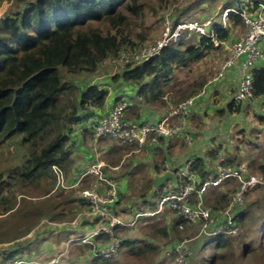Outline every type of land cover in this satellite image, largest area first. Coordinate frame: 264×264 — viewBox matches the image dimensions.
<instances>
[{"label":"trees","instance_id":"16d2710c","mask_svg":"<svg viewBox=\"0 0 264 264\" xmlns=\"http://www.w3.org/2000/svg\"><path fill=\"white\" fill-rule=\"evenodd\" d=\"M219 1L185 0L182 7L177 8L181 2L170 0H12L11 7L0 16V149L10 145L13 138L19 137L29 155L24 162L0 168V215L12 211L18 197L24 206L29 203L25 197L32 195L42 184L52 186L56 181L53 167L68 174L73 164L69 143L74 126L87 122V129L84 130L90 133L91 139L94 138L88 119L94 116L91 115L93 110L104 109L109 92L98 87L97 83L81 86V78L91 80L104 65H115L120 70L110 77L113 86L130 85L136 89V97L141 98L139 105L162 106L166 111L197 94L207 82V77L200 75L184 84L179 74L192 69L209 52L229 41L232 29L244 27L237 14L228 15L225 29L215 28L217 45L210 38L194 37L186 41L183 38L179 43L164 46L157 56L138 64L121 63L120 53L125 51L131 54L153 43L150 35L155 24L152 27L146 24L149 12L157 15L162 9L171 7L165 9L166 13L161 17L158 15V18L163 23V17L168 15L171 28H174L178 22L187 20V14L193 8L211 12V8L216 7ZM154 2L158 4L157 7ZM241 2L239 0L235 4L234 1L224 0L222 9L240 10ZM174 3L178 4L175 6ZM258 4H264V0H256L255 5ZM243 29L245 31V27ZM251 73L254 82L248 102L264 97V65H256ZM121 101L131 102V99L120 97L115 104ZM241 108V103L231 102L226 111L239 113ZM123 118L143 122L139 121V109L134 105L126 109ZM161 140L158 139L157 143ZM111 144L117 156L135 147L134 144L124 146L114 140ZM219 150L215 147L209 153L212 161L218 160ZM194 158L193 172L198 183L212 170L205 166L203 160ZM227 158L222 161L224 166L238 165L239 162L230 164ZM164 162L155 166L158 174L163 173ZM261 168L264 173V163ZM104 172L106 174L107 171L104 169ZM109 177L116 179L111 175ZM173 190H177V186ZM234 190L228 189L218 197L205 200V205L213 210L224 208ZM49 191L44 193V204L36 198L31 203L32 217L36 220L41 217L65 218L64 214L56 211L54 200L46 197ZM257 191L263 190L249 191L243 202L246 198L254 199ZM147 196L150 199L156 196V190L151 192L150 185L144 187L139 195L141 198ZM122 197L123 194H120L119 199ZM77 198L89 211L87 204ZM119 203L118 200L116 204ZM155 208L156 203L153 201L148 209ZM241 209H238V215L243 225L246 211ZM167 210V215L172 216L167 225L145 231L150 241L125 238L120 230L122 228L117 226L111 234L99 232L77 250H80L79 254H91V262L96 264L108 263L114 257L102 259L96 256L97 251L109 243H118L117 252L127 249V254L138 255L147 249L156 252L158 247L152 246V241L159 238L165 240L171 235L176 239L172 243L183 242V239L189 238L187 231L193 224L186 222L176 211ZM2 235L5 233L0 231ZM210 241L217 250L223 251L229 246L230 238L216 236ZM189 249L191 253L189 250L187 260L195 257L192 247L189 246ZM164 251L166 256L176 260L167 248ZM3 255V262L16 258L9 252Z\"/></svg>","mask_w":264,"mask_h":264},{"label":"built area","instance_id":"2783aa9c","mask_svg":"<svg viewBox=\"0 0 264 264\" xmlns=\"http://www.w3.org/2000/svg\"><path fill=\"white\" fill-rule=\"evenodd\" d=\"M256 0H243L241 9H224L222 12H215L212 16L198 22L197 20H185L178 22L171 28L168 15L163 17L164 33L158 41L146 44L141 48L128 54L125 51L120 53V62L135 63L147 61L157 56L160 50L170 44L179 43L183 38L193 35L195 37L210 38L216 42L215 28L225 29L227 18L230 13L237 14L245 27L242 38L233 43L229 50L227 60L220 66L214 76L207 81V84L218 81L224 73L233 66L239 67V81L237 89L232 96L231 102L240 104L249 100L253 91L252 68L256 65H264V8L262 4L255 5ZM204 87L193 97L171 107L166 115L156 122H134L124 120L126 109L132 105L131 102L121 101L106 110L102 115L91 116L88 119L93 129L94 140L109 138L119 142L121 145H137L138 148L147 143L156 144L158 139L181 138L185 143H190L191 135L182 128L181 125L173 124L174 119L184 120L190 116L191 109L195 101L204 94ZM139 100L141 98L139 97ZM194 157L175 170L169 169L168 164H164L165 172H173L177 178V190L171 183H166L156 189L154 202L157 211L163 207L176 211L186 222L199 226L202 234L209 238L216 236L230 237L236 235L241 227V216L238 209L243 204L245 195L253 189L264 191V173L253 174L248 170V164L238 163L234 167H226L220 159L216 164L214 173L208 174L202 182L193 172ZM104 164L95 162L88 165L81 173L79 182L92 180L86 187H79L76 195L88 206L89 214L96 218V229L83 237H73L71 241L81 238L88 242V237L95 236L98 232L111 234L117 226H131L140 216L150 213L135 214L134 219L125 223L122 218L115 213V206L119 198V190L113 178L104 172ZM58 180L62 185L61 171L53 167ZM116 170L117 168H112ZM162 173V174H163ZM235 182V190L230 194L228 204L218 210H213L205 205V194L209 188L219 187L224 182ZM194 194V197H193ZM153 214V212L151 213ZM69 225L75 226L76 221ZM118 243H112L100 248L96 256L106 259L114 256L118 251ZM170 253L176 257L177 264H187L189 247L186 241L175 244ZM19 258L9 259L6 264H22Z\"/></svg>","mask_w":264,"mask_h":264},{"label":"crops","instance_id":"0c3cea01","mask_svg":"<svg viewBox=\"0 0 264 264\" xmlns=\"http://www.w3.org/2000/svg\"><path fill=\"white\" fill-rule=\"evenodd\" d=\"M262 6L264 8V4H262ZM234 29L239 30V34L243 33L244 31L242 27L241 28L236 27ZM233 33H234L233 31L232 32L230 31L229 41L221 43L219 48L214 50V53L218 52L219 50H222L223 53H225V55L226 54L228 55L230 47L234 42L231 41V39H233L232 37ZM109 67L110 68L115 67V65H109ZM187 72L189 73L188 81H185L184 78L183 79L180 78L181 81H185L183 82L184 84H187L188 82L192 81L194 78L197 77L194 75L195 73L193 69H189L187 70ZM184 75L187 74L184 72ZM239 77H240L239 67L235 65L229 68L218 81L211 83L209 85L206 82L204 85V90H205L204 94L195 101L194 103L195 105H193L194 107H192L191 118H189V120L188 119L173 120L172 122L173 124L181 125L182 128L186 130V132H188L191 135V137H193V140L190 143H186L185 145L180 140V138L171 141L168 139H162L160 142L156 144L147 143L145 146L141 148H138V146L135 145V147L129 150L127 153L117 156V152L112 150V144L109 143L106 139H98L96 141L94 140V138L91 139L90 133L84 130L87 129V122L79 123L78 125L74 126L72 129L70 142L75 141L76 143H74V145L75 144L78 145L79 148H83V150H89V152L94 150L93 147L95 146V144H97L100 150L104 153V160L97 158L95 159L94 156H92L91 154L82 155L83 162L82 163L80 162V164L77 166L73 158V148L70 146L71 159L73 161L72 167L68 171V174L61 172L63 176L62 179L63 186L58 184V180L56 178L55 185L52 190V194L61 190L64 193H69L70 196L69 199L74 201V205H73L74 208L72 211H75L76 214L74 215L77 216L74 220L78 221L79 217L82 215L81 212H88L86 207L80 202V200H78L75 194L76 190L81 186L83 187L85 182L87 181L84 180L79 182V177L82 171L93 162L103 163L105 166L104 168L105 170H107L109 166L111 167V169L117 168L116 170L112 169L114 173L118 174L116 175V179L113 180L116 182L118 186V190L120 189L119 188L120 184L118 185V180L119 179L124 180L123 185L125 187L124 188L125 193L126 191L127 193H129L128 191L132 192L133 191L132 189L134 187H135V192H137V190L141 188L139 190L140 193L144 187H147V185L151 186V192H152L154 176L161 175V173L158 174L154 168L157 164H160L163 161H165L164 162L165 164H168L169 169L175 170L177 167L186 163L188 159L192 157H196L198 159L203 160L205 166L210 168V170H212L209 174L215 172L216 164L221 158L225 159L226 157H228L227 158L228 162L233 165H235L238 162L240 163V161L243 158L246 159V156H243L242 151L237 150L239 149L237 145L234 144L232 145V141H233L232 137H234L233 135L236 134L240 136V134L244 133L246 135H251V136L253 135L254 138L255 137L257 138V136H259L260 133L264 135V117L258 113V115H256L258 116V120H255L256 122L252 123L251 126L249 127H247V125H241V126H236V124L229 125L230 123L228 122V120L234 118L235 116L238 117V115L241 114L240 112L228 113L226 111L227 106L231 103L232 96L237 89ZM91 80L90 78H81L80 85L87 86L90 83L95 85L96 83L95 78ZM103 81H104L103 86L98 85V87H102L108 90L109 92L108 98L106 100L104 109L102 111L93 110V113L91 115L96 116L102 114L103 111L113 107L117 99L120 97L130 98L132 105H134V107H138L139 121L156 122L157 120L162 119L166 115L167 111L165 107L156 106V105H145V106L139 105L141 100H139V97H136L137 96L136 89L134 87L130 85L122 86V84L119 85V87H115L111 84L110 76H107V78L103 79ZM227 92H230L231 94H229V96L225 95L227 94ZM220 96L223 98L217 100V98L219 99ZM226 97H228L227 100H224ZM248 103H251L250 107L252 105L257 106L258 104L261 107V104L264 103V97L262 99L253 100ZM203 105H204V109L202 107ZM201 108L203 109L204 112L199 114ZM216 117L219 118L221 117V119L224 121L223 123L222 122L218 123L220 125L222 124L221 126L218 127V129L220 130H217L218 134H220L222 138H220L219 139L220 141L217 142H215V136L211 135L214 132V130L211 128L212 120L214 118L217 122L220 120L219 118ZM226 117L230 119L228 118L225 119ZM73 134H75L76 137L72 141ZM71 145H73V143ZM258 146L259 145H256L254 143L253 145H251L250 148L253 149L254 152L260 151ZM215 147L220 148L217 156L218 160L212 161V159L209 157V153ZM263 154H264V150H263ZM257 162L258 160L253 159L252 162L247 163L248 170L251 173L254 174L262 173L261 166L263 165L264 160H261L259 161L258 164H256ZM134 179H137V181H135V185H133ZM229 183L231 184L230 181H227L224 182L219 187L209 188L205 194V200L218 197L220 194L226 192L228 188L226 186L229 185ZM214 189H219V191L216 193L215 191H213ZM212 191L213 194L211 195L210 192ZM214 192H215V196H214ZM125 193L120 192L119 190V195L120 194L124 195ZM44 198L39 199L40 201L42 200L41 201L42 204H44L43 202ZM25 200L26 202L29 203H26L24 204V206H22V204L19 201V198H17V203L13 208V210L6 213L5 215H0V231L5 233V235L0 236V257H2L3 254L9 252L13 254L16 258L21 259L23 262L22 264H47L44 261L41 262L39 257L40 256L39 251L43 249V247L46 248L47 243L49 244L50 236L53 235V238L56 239L55 243L57 245H61L64 244L63 241L65 242V240L67 239L66 237L69 236L71 232L66 233L67 230H65L64 227L60 229L59 225L57 228L53 226L52 227L47 226L46 224L47 221L46 218L44 217L43 218L41 217L37 220L34 219L31 213V209L33 205V204L31 205V203H33V201H35L36 199L25 197ZM153 201L154 200L150 199L148 196L145 198H141L138 196L137 200L135 201L136 205L133 204L123 208V209H127L124 210L125 219H123V221L125 223H128L129 221L134 219L135 214H139L140 212L150 213V214L153 212V215L159 214L161 211L155 210L156 208L154 210L148 209L149 204L153 203ZM19 204L21 205L20 212H18L17 210ZM56 204H58L56 208V211H58V208H60L59 206L60 202ZM116 208H117V204L115 206V211ZM59 213L63 214V211ZM146 216L147 215L142 216L145 217L143 218V220L147 219ZM63 219L64 218L60 216L58 217L56 216L52 220L54 222L62 223L61 220ZM93 225L94 226L96 225V218H91V219L85 218V220L81 221L77 225V227H74L73 229L71 227L70 228L71 230H74L73 234L80 235L79 237H83L94 230V229L92 231L90 230ZM44 227H46V229H44ZM79 227H80V231H78ZM129 227L131 228V226H120L119 228H122L120 230L123 231V229L125 228L128 229ZM92 237L93 236L88 237L89 238L88 242L92 240Z\"/></svg>","mask_w":264,"mask_h":264},{"label":"rangeland","instance_id":"374dc122","mask_svg":"<svg viewBox=\"0 0 264 264\" xmlns=\"http://www.w3.org/2000/svg\"><path fill=\"white\" fill-rule=\"evenodd\" d=\"M170 1L171 2H174V1L181 2L177 8H181L183 3L185 2V0L183 1L182 0H170ZM228 1H234L235 4L236 3L238 4L239 2V0H228ZM223 2L224 0H220L216 7L211 8L212 9L211 12L209 10L207 11L202 8H193L187 14V20H197L198 22H200L212 16L215 12H222L224 10L222 9V7L224 6ZM177 4L178 3H174L175 6ZM11 5H12V0H0V16L3 15V13H5V11H7L11 7ZM154 6L157 7L158 4L154 2ZM167 8L162 9L157 15H154L151 12L147 14L146 24H149L151 27L153 24H155V26L153 27L154 30H152V33L150 35L151 39H153L152 42L158 41L162 37L165 31L163 23L158 18V15L159 17H161L162 14L166 13L164 11L165 9L167 10ZM169 9H171V7ZM232 31L234 32L232 36L233 39H231L232 42L239 41L244 34V31L243 33L239 34V30L237 29H232L231 32ZM194 37L195 36L191 35L188 38H185L184 40L185 41L192 40ZM226 55L225 53H223L222 50H219L216 53H214V51L209 52L199 63L195 64L192 67L195 73L194 75L195 76H198V75L205 76L207 77L206 81H208L219 70L220 66L227 60L229 52H228V55L227 56ZM119 70L120 69L117 66L110 68L108 65H104L100 69V72L94 77L95 82L99 86H103L104 84L103 79L107 78V76L111 77L112 75L117 74ZM184 72L187 75H184ZM184 72L180 73L179 76L182 79L184 78L185 81H188L189 73L187 71H184ZM185 81H182V82H185ZM229 94L231 93L227 92V94L225 95L229 96ZM220 98H223V97L220 96L219 99L217 98V100H220ZM227 98L228 97H226L224 100H227ZM250 104L251 103H248V100L241 103L242 105L241 112H240L241 114L238 115V117L235 116L234 118H231V119L226 117L225 119L227 118L230 119L228 120V122L230 123L229 125L231 124H236V126L247 125V127H249L251 126L252 123L256 122L255 120H258V116H256L258 115V113L264 117V105H263L264 103L261 104V107L259 106L258 103H257L258 104L257 106L252 105L251 107H250ZM202 107L204 109V105ZM203 109L201 108V111H199V114L204 112ZM191 116L192 115H190V117ZM216 118H219V117H216ZM219 119L220 120L218 122L215 120V118L213 120L211 119L212 120L211 128L214 130V132L211 135L215 136V142L220 141L219 139L222 138L221 135L218 134L217 130H220L218 129V127L222 125L218 123L220 122L223 123L224 121L221 119V117ZM243 134H240V136L235 134L233 135L234 137H232L233 138L232 145L233 144L237 145L239 148L237 150L242 151L243 156H246V159L243 158L240 162L249 163V162H252L254 159V160H258V162L256 163L258 164L259 161L264 160V154H263L264 135L260 133V135L257 136V138L256 137L254 138L253 135L251 136V135H246V134L243 135ZM75 137H76L75 134H73L72 141L75 139ZM176 139H179V138H174L172 140H176ZM13 140L14 141L10 143V145H7L3 147L2 149H0V168H4L7 166L8 167L15 166L21 162H24V160H26L29 155L27 147L21 143V139L19 137L13 138ZM192 140H193V137H192ZM107 141L109 143H112V139L110 140L108 139ZM253 142L256 145H259L258 148L260 151L254 152L253 149L250 148L251 145L254 144ZM72 143L73 145H71ZM74 143L76 142L75 141L70 142L69 148L71 147L73 148V158L77 166L80 164V162L81 163L83 162L82 155L91 154L92 156H94L95 159L97 158V159L104 160V153L100 150L97 144H95V146L93 147L94 150L89 152V150H83V148H79V146L76 144L74 145ZM79 167H82V166H79ZM254 167H255V164H254ZM106 171L109 176L111 175L112 177H116V175H118L117 173H114V171L111 169L110 166L107 168ZM123 181H124L123 179H119L118 185L120 184L119 186L120 192L125 193V190H124L125 187L123 185ZM133 181H134L133 185H135V181H137V179H134ZM91 182L92 180L88 179L85 182L83 187L88 186ZM54 185L55 183L52 186L42 184V186L39 189L35 190L32 193V195L27 196V197L34 198V199L35 198L42 199L44 198L45 191L50 189L49 194L47 196L49 197L50 200L51 199L54 200L55 203L60 202V205H59L60 208H58V212L63 211L65 218L61 220L62 223L54 222L52 220L53 218L52 219L46 218V221H47L46 224L47 226H51V227L53 226L55 228H57L59 225L60 229L64 227L65 230H67L66 233L71 232V234L66 237L67 239L65 240V242L63 241L64 244H61V245H57L55 243L56 239H54L53 235H51L50 242L48 241L49 244L47 243L46 248L43 247V249L39 251L40 260L41 262L44 261L47 264H92L91 262L92 257H91V254H89L90 252H88L89 255H85L86 252H84V254H79L80 250L79 251L77 250L80 245L86 244L87 242L83 241L84 238L83 239L81 238L80 240H77V241H71L73 237L80 236V235L73 234L74 230H71V228L73 229L74 227H77V225L81 221H84L85 218L91 219V218H94V216H92L91 214H88L89 211L81 212L82 215L79 217L78 221L74 220L77 217L74 215L76 214L75 211H72L74 208L73 207L74 201L69 199L70 198L69 193H64L62 192V190L57 191L54 194H52ZM226 187H228L229 189H234L236 187V184L235 182H231V184L229 183V185H227ZM132 190H133L132 192L128 191L129 193H127L126 191L122 199L118 198L120 203L117 205L115 212L122 219H125L124 210H127L123 208H125L126 206L128 207L130 205L135 204V201L140 195L139 190L135 192V187ZM213 191L217 193L219 189H214ZM213 191L210 192L211 195L213 194ZM215 192H214V196H215ZM255 194L256 195L254 199L246 198L245 203L243 202L244 205L242 204L243 206H241L242 208L241 210L244 209V211H246L244 213L245 223L241 225L240 230L236 235L229 237L230 238L229 246L225 250L223 251L217 250L214 243L210 241V238L202 234L199 226L193 225L192 227L189 228V230L187 231V237L189 238H185L183 239V241H186L188 247L189 246L190 248L192 247V250H193L192 253L195 255V257L192 259H190L189 257L187 260L188 262L187 264H264V191H257ZM18 198H19V201H21L20 197ZM57 205L58 204H56V207ZM156 209H157V205H156ZM167 209L168 208L163 207V209L161 210L159 214L147 215L146 216L147 219H144V220L143 218L145 217H142V216L138 217L139 219H137V221H135V223L131 225V228H128L126 230L124 229L122 231V234L125 236V238H128V239L135 238V239H142L144 241H150L148 240V236L145 235V231L147 230L149 231V229L150 230L157 229L159 227L167 225L172 218L171 215H167V212H168ZM140 213L143 214V212H140ZM73 221H76V225L75 226L69 225L71 222L73 223ZM44 229H46V227H44ZM93 229L94 230L96 229V225L95 226L93 225L90 230L92 231ZM78 231H80V227ZM173 241H176V239L171 235L169 239L167 238L164 240V239L159 238L157 240H153L152 246H157L158 247L157 251L153 252L147 249L146 251H144V253H141L138 255L127 254V249L125 250L122 249L121 251L117 252L114 255V257L111 260H109L108 263L97 262L96 264H177L175 262L176 260H174L172 256H166L164 254L165 252L164 249L167 248L168 250H170L172 245L175 244V243H172ZM103 247H106V246H102L101 248ZM190 253H191V250H190ZM3 256L0 257V264H6V261L3 262Z\"/></svg>","mask_w":264,"mask_h":264},{"label":"water","instance_id":"95a60500","mask_svg":"<svg viewBox=\"0 0 264 264\" xmlns=\"http://www.w3.org/2000/svg\"><path fill=\"white\" fill-rule=\"evenodd\" d=\"M167 182H170L174 186L177 184V178L173 172H165L161 175L154 176L153 191H155L159 187L163 186Z\"/></svg>","mask_w":264,"mask_h":264}]
</instances>
